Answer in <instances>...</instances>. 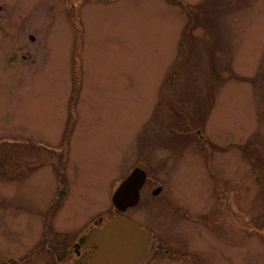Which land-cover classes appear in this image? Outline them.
<instances>
[{
	"label": "rangeland",
	"instance_id": "374dc122",
	"mask_svg": "<svg viewBox=\"0 0 264 264\" xmlns=\"http://www.w3.org/2000/svg\"><path fill=\"white\" fill-rule=\"evenodd\" d=\"M134 168L139 264H264V0H0L5 254L73 264Z\"/></svg>",
	"mask_w": 264,
	"mask_h": 264
},
{
	"label": "water",
	"instance_id": "95a60500",
	"mask_svg": "<svg viewBox=\"0 0 264 264\" xmlns=\"http://www.w3.org/2000/svg\"><path fill=\"white\" fill-rule=\"evenodd\" d=\"M146 180V173L134 168L119 184L111 201L115 209L124 212L139 202L140 189ZM161 188L157 187L153 195ZM151 231L132 218L117 215L101 228H93L83 235L77 247L91 248V251L75 264H138L146 255L150 245Z\"/></svg>",
	"mask_w": 264,
	"mask_h": 264
},
{
	"label": "flooded vegetation",
	"instance_id": "af4514ba",
	"mask_svg": "<svg viewBox=\"0 0 264 264\" xmlns=\"http://www.w3.org/2000/svg\"><path fill=\"white\" fill-rule=\"evenodd\" d=\"M18 49L16 48V51H17ZM12 57H14V56H12ZM18 60V54L15 56V61H17ZM144 186H145V184L143 185V187L141 188V190H140V199H141V197H142V195H143V189H144ZM118 214V213H117ZM113 215H115V214H113ZM112 215V216H113ZM100 225V224H99ZM98 224H94V227H96V226H99ZM143 227H146V226H144L143 225ZM241 227V226H240ZM146 228H149V227H146ZM150 230H151V232H152V234H153V230L151 229V228H149ZM221 232V231H220ZM152 239H156V236H155V234H153V237H152ZM159 243V245L161 246V244L162 243H160V241H158ZM75 244L73 243V245H72V247L74 246ZM152 245V244H151ZM150 245V248H149V251L151 250V247H153V245L151 246ZM35 246H36V244H35V242L33 241L32 243H30V244H27V246L26 247H24V246H22V250H18V249H16V251L15 252H12V254H5V252H4V248H3V245H2V240H0V264H35L34 262H35V254H34V252H35ZM1 248L3 249V250H1ZM167 247H165V248H162V247H159V246H154L153 247V251H152V255H154V254H162L163 253V255H167V254H169L170 252H169V250L168 249H166ZM73 249H74V253H75V255L79 258L81 255H85V254H87V253H89V251L91 250L90 248H78L76 245L73 247ZM65 250V249H64ZM64 250H61V252H60V254L58 255V256H55V254H54V256H55V259H56V262H58V260L59 259H57V257H59V258H61V259H64V258H66V255L63 257V255H64V253H65V251ZM161 251H162V253H161ZM169 252V253H168ZM7 255V256H6ZM170 255H173V253H170ZM174 256V255H173ZM182 257H184L185 258V256L183 255ZM191 257V258H190ZM189 257V260H187V262L188 261H191L192 259H194V256H190ZM188 259V258H187ZM183 263V261H181L179 264H182ZM185 264H186V262H185Z\"/></svg>",
	"mask_w": 264,
	"mask_h": 264
},
{
	"label": "trees",
	"instance_id": "16d2710c",
	"mask_svg": "<svg viewBox=\"0 0 264 264\" xmlns=\"http://www.w3.org/2000/svg\"><path fill=\"white\" fill-rule=\"evenodd\" d=\"M65 149H66V147H65ZM59 179H60V182H59L60 189L58 191V199H59V201H56V204H55L56 208H58V206L60 205L61 198L63 199L66 196V192L64 191V189H62V184L63 183L65 184V181H64L65 178H62L61 175H60V173H59Z\"/></svg>",
	"mask_w": 264,
	"mask_h": 264
}]
</instances>
